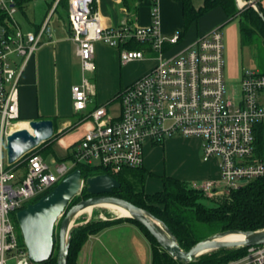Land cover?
Segmentation results:
<instances>
[{
    "label": "built area",
    "instance_id": "1",
    "mask_svg": "<svg viewBox=\"0 0 264 264\" xmlns=\"http://www.w3.org/2000/svg\"><path fill=\"white\" fill-rule=\"evenodd\" d=\"M32 1L0 0L4 15L0 22V264L12 260L15 264H35L25 245H19L11 214L51 192L79 166L99 168L113 177L127 169L142 168L145 145L192 137L200 140L203 161L219 162L217 180L192 186L208 197L226 196L263 176L264 162L254 159V128L264 122V74L244 71L238 91L226 86L221 27L173 51L183 39L182 31L168 37L161 34L157 0H152L149 26L123 22L114 29L102 26L93 0L86 3L85 11L79 8L82 0H68L70 39L82 74L80 83L71 87L75 114H83L95 95L88 75L95 68L96 42L117 49L123 65L141 59L156 63L147 74L120 89L110 102L95 106L80 118L76 128L83 129L81 137L71 144L63 160L54 158L47 163L33 150L9 164L4 148L8 135L21 123V74L34 53L51 40L49 24L60 0L53 3L36 30L27 31L17 18ZM133 43L148 45L150 50L129 49ZM153 53L156 56L148 58ZM114 105L119 106L117 113ZM81 179L84 186L87 179ZM245 250L243 256L221 264H264V244Z\"/></svg>",
    "mask_w": 264,
    "mask_h": 264
},
{
    "label": "crops",
    "instance_id": "2",
    "mask_svg": "<svg viewBox=\"0 0 264 264\" xmlns=\"http://www.w3.org/2000/svg\"><path fill=\"white\" fill-rule=\"evenodd\" d=\"M195 9L202 6L203 0H191ZM242 2V1H241ZM260 5L264 8L261 0ZM152 0H134L130 10L122 5V0H95L94 10L100 15L101 24L105 29H114L123 22L135 26L146 27L151 23L150 8ZM157 9L160 18L161 34L168 37L173 32L183 31V21L180 3L174 0H157ZM61 9V8H60ZM67 15V11H65ZM30 24L27 31H33L43 22ZM57 22L53 36L48 43L40 47L28 60L19 83V121L28 123L41 119H54L57 123V133L64 131V136L57 142V146L64 151L63 160L71 144L81 137L83 129L75 128L68 131L72 115L71 87L79 84L82 74L80 62L76 57V47L70 37L71 30L68 22ZM51 21V20H50ZM227 21L225 13L219 8L200 17L191 24L183 39L173 51L182 50L192 44L198 35L206 34L215 27H221ZM145 59L122 64L119 51L112 47L95 43L94 72L90 75L95 95L90 97L86 115L97 105L110 102L124 85L138 80L150 71L152 66H145ZM75 64L78 65L75 68ZM133 66V67H132ZM137 72H130L132 68ZM78 71L75 74V71ZM100 90V94H98ZM114 113L119 110L118 105L112 107ZM77 115V114H76ZM59 125V126H58ZM143 168L147 171L144 180V191L149 194L157 193L162 189L160 176L173 177L191 186H199L207 180H217L219 177V162L217 159L203 161L201 158L200 140L197 138H171L161 145H145ZM130 233L135 240L145 246L150 253V244L141 230L133 223L122 222L88 237V241L79 252L78 264H84L94 259L105 241L116 234ZM115 246H119L115 244ZM151 261V253H150Z\"/></svg>",
    "mask_w": 264,
    "mask_h": 264
},
{
    "label": "trees",
    "instance_id": "3",
    "mask_svg": "<svg viewBox=\"0 0 264 264\" xmlns=\"http://www.w3.org/2000/svg\"><path fill=\"white\" fill-rule=\"evenodd\" d=\"M36 1H48L50 9L56 0ZM174 1L181 5L183 21L182 37L189 30L191 24L211 12L212 9L219 7L225 13L227 21L237 20L241 47L254 46L257 50V55L264 56V8L260 5L259 0L241 1H256L259 10H261V14L252 7H245L239 10L236 0H203L202 6L197 9L193 7L191 0ZM133 2L134 0H122V5L130 10V5ZM67 7L68 0H60L55 13L58 8L67 11ZM3 19L4 15L0 12V22ZM127 47L133 50H150L148 45H142L140 43H133ZM83 116L80 114L76 119L77 123ZM51 120L54 123V136L34 150L38 151L45 158L53 153V150H50L47 146L58 135L56 133V120ZM254 130V159L264 162V122L255 126ZM78 169L81 172V177L85 179L107 173L105 170L83 165L81 167L79 166ZM146 174L147 171L142 167L127 169L118 175H114L113 178L120 183V187L113 189L111 196L113 195L130 202L136 207L149 212L157 221L162 222L171 234L176 237L178 245L184 251H188L196 243L204 241V239L217 235L220 232L234 230L246 233L248 231L263 230L264 228V174L261 178L251 180L237 189H232L226 196L214 199L205 195L203 191L193 188L188 183L167 176H160L162 180V189L160 191L154 194L146 193L144 191V177ZM43 196L45 194L37 197L32 203L37 202ZM90 196L84 187L80 195L71 200L68 207ZM122 222L135 224L145 238L148 239L151 253L150 264H184L164 252L154 237L133 219L117 218L111 221H103L94 216L72 231L67 264H78L79 252L88 241L89 236L96 235L100 231ZM14 225L19 231L17 222ZM57 249L58 244L56 243L52 257L39 264H56ZM245 252L244 247L234 249L220 248L219 250L211 251L197 257L193 262H189V264H221L241 257Z\"/></svg>",
    "mask_w": 264,
    "mask_h": 264
},
{
    "label": "water",
    "instance_id": "4",
    "mask_svg": "<svg viewBox=\"0 0 264 264\" xmlns=\"http://www.w3.org/2000/svg\"><path fill=\"white\" fill-rule=\"evenodd\" d=\"M89 1H79V8L85 11V5ZM240 2L241 0H236L239 10L252 7L261 14L256 1L241 2L242 5ZM27 124L31 133L27 129L14 130L6 139L5 151L9 164L16 162L23 155L35 150L36 147L54 136V123L51 119L30 121ZM81 182L80 170H74L67 174L51 192L38 199L37 202L28 204L16 214L17 226H19L27 256L35 264L49 260L56 243L58 244L56 264H67L68 249L71 242L70 235L79 226L69 225L72 217L87 207L93 209L98 206L103 207V205H115L128 211L129 215L125 218H131L144 227L164 252L184 264H189L197 257L220 248H246L264 244V228L246 233L233 230L220 232L196 243L188 251H184L178 245L176 237L149 212L130 202L111 196L112 190L120 187V183L115 178L106 174H99L96 177L87 178L84 186ZM84 187L91 196L68 207L71 200L80 195ZM63 214L65 215L59 222V229L57 236H55V224ZM233 234L245 235L246 238L241 241L223 240Z\"/></svg>",
    "mask_w": 264,
    "mask_h": 264
},
{
    "label": "rangeland",
    "instance_id": "5",
    "mask_svg": "<svg viewBox=\"0 0 264 264\" xmlns=\"http://www.w3.org/2000/svg\"><path fill=\"white\" fill-rule=\"evenodd\" d=\"M261 2L262 4H264V0H261ZM48 9H49L48 1L47 2L32 1V3L30 2L25 4L24 14L22 15L18 14L17 19L20 22L22 28L24 30H28L30 24L40 23V21H42L43 16L47 14ZM66 16L67 15H65L64 10L58 8L57 12L54 13V16L51 18L49 24L50 27L52 28L57 27V22L61 21V19L62 22L66 23L67 22ZM221 30L224 41V52H223L224 61H225L224 79L226 82V86H228V88H236V90L238 91L240 87L239 83L244 71H258L262 73L264 72V56L261 57L257 55V50L254 46L241 47L239 25L237 20L226 21L225 24L222 25ZM154 56L156 55L155 54L150 55L148 56V58H154ZM144 61H145V66L143 67L152 66L155 63L149 59H145ZM76 67L78 69L77 64H75V68ZM137 70L138 69L134 67L130 70V72L132 73L135 71L137 72ZM77 72L78 71L76 70L75 74ZM88 78H90V75H88ZM98 94H100V90H98ZM71 115H72L71 119L69 118L71 123L66 127L68 128L66 129L68 131H71L76 128L77 126L76 119L80 116L75 114L73 108L71 111ZM21 129H26V128L24 126H21L20 130ZM57 134L58 135L54 137L47 146L49 147L50 150H53V153L48 155L46 158L44 157L47 163H50L51 160L55 158V156L57 158H62V156L64 155V151L57 146V142L60 138L64 136L65 133L62 130L60 133ZM4 154H5L4 156L6 157V151ZM64 215L65 214H63L62 217H60V219L55 224L56 225L55 236H57V232L59 229L58 227L59 222ZM93 216L103 221L106 220L111 221L113 219L120 218V215L115 209H112L111 207L108 206H104V207L98 206L96 208H93V211L90 215L83 214L75 218L72 225L74 226L83 225V223H86ZM11 219L13 223L16 222V213L11 214ZM19 235L21 236L20 229L19 231L16 229L17 240L19 241V245L22 247L24 246V243L22 241V238L20 240ZM115 244L119 246H115ZM15 262L16 260H12L9 262V264H15ZM84 264H150V253L148 251H145V246L142 243H139V240H135L134 238H132L130 236V233L128 234L119 233L116 234L113 238L106 240L104 246L100 247V251L98 254H96L94 259L90 262V258H89V260H87V262H85Z\"/></svg>",
    "mask_w": 264,
    "mask_h": 264
},
{
    "label": "bare ground",
    "instance_id": "6",
    "mask_svg": "<svg viewBox=\"0 0 264 264\" xmlns=\"http://www.w3.org/2000/svg\"><path fill=\"white\" fill-rule=\"evenodd\" d=\"M240 5H242L241 2H240ZM21 126H24L31 133V130L29 129L27 123H20L19 125H17L15 127L14 130H20V127ZM104 206H108V207H111L112 209H115L118 212V214L120 215L121 218L128 217V215H129V212L128 211H126L125 209L120 208L118 206H115V205H113V206H111V205H103V207ZM92 211H93V209L92 208H89V207L83 209V211H80L79 213H77L76 215H74L72 217L71 221L69 222V225L71 226L73 224V222H74V219L77 218L78 216H81L83 214L90 215L92 213ZM245 238H246L245 235L233 234V235H229V236L225 237L223 240H227V241H234V240L235 241H241V240H244Z\"/></svg>",
    "mask_w": 264,
    "mask_h": 264
}]
</instances>
